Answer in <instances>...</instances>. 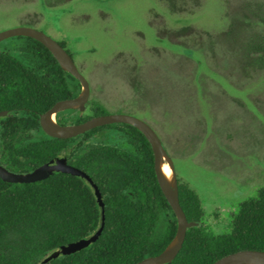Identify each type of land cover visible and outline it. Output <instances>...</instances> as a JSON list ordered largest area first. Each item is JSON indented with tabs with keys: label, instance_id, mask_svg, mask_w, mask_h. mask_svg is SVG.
<instances>
[{
	"label": "rangeland",
	"instance_id": "1",
	"mask_svg": "<svg viewBox=\"0 0 264 264\" xmlns=\"http://www.w3.org/2000/svg\"><path fill=\"white\" fill-rule=\"evenodd\" d=\"M16 28L64 43L89 84L86 107L148 124L208 230L229 232L264 187V69L247 52L264 44V0H0V33Z\"/></svg>",
	"mask_w": 264,
	"mask_h": 264
},
{
	"label": "trees",
	"instance_id": "2",
	"mask_svg": "<svg viewBox=\"0 0 264 264\" xmlns=\"http://www.w3.org/2000/svg\"><path fill=\"white\" fill-rule=\"evenodd\" d=\"M14 39L19 54L0 51V112H7L0 118L1 165L23 173L70 151L69 164L90 176L104 204V227L96 242L46 264H135L158 255L177 225L157 183L149 143L124 124L115 126L121 127L126 149L97 142L98 129L72 141L45 135L38 117L57 101L76 96L80 86L42 44ZM247 52L253 55L250 63L264 69L263 42L252 43ZM106 113L90 101L76 123ZM178 200L187 221L199 225L187 229L171 264H213L237 251H264V187L239 204L229 232L218 235L203 223L196 191L180 179ZM100 214L92 188L79 177L53 173L28 184L0 179V264H38L59 247L94 234Z\"/></svg>",
	"mask_w": 264,
	"mask_h": 264
},
{
	"label": "water",
	"instance_id": "3",
	"mask_svg": "<svg viewBox=\"0 0 264 264\" xmlns=\"http://www.w3.org/2000/svg\"><path fill=\"white\" fill-rule=\"evenodd\" d=\"M15 37L31 38L42 44L52 54L59 67L73 77L80 86L79 93L75 98L57 101L50 109L38 117L40 128L45 135L56 139H70L97 127L122 123L137 129L147 140L153 153V165L157 183L175 216L177 228L172 240L158 255L144 258L135 264H171L183 245L187 229L196 227L199 224L188 222L180 207L178 200V178L174 163L156 133L142 120L123 114L95 116L79 124L59 125L55 120V116L58 113L66 110L84 111L86 109L90 96L89 84L80 74L74 60L67 51L48 35L29 28H16L1 32L0 42ZM6 115L7 112H0V118ZM163 166H167L170 170L169 178L164 175ZM53 173L72 175L88 183L101 210L100 225L90 237L59 247L42 258L38 264H46L59 256H68L85 249L90 244L96 242L104 227V204L97 185L85 172L68 165L65 157H54L32 171L23 173L10 171L0 163V179L3 182L11 184L34 183L47 178ZM213 264H264V251H237L216 260Z\"/></svg>",
	"mask_w": 264,
	"mask_h": 264
},
{
	"label": "flooded vegetation",
	"instance_id": "4",
	"mask_svg": "<svg viewBox=\"0 0 264 264\" xmlns=\"http://www.w3.org/2000/svg\"><path fill=\"white\" fill-rule=\"evenodd\" d=\"M10 40H15L14 38H10ZM15 46V43L11 44L10 47H13L14 48ZM9 48L6 47L5 50H7L8 52L10 51ZM78 95V94H77ZM76 95V96H77ZM76 96L72 97V98H75ZM71 99V98H69ZM105 108V107H104ZM88 109V107H86V109L84 111H80V110H66V111H62L60 113H58L56 116H55V119H56V122L59 124V125H74V124H79V123H82V122H79V123H76V119L79 118L80 116H82L86 110ZM140 109H143L142 107ZM106 112H107V108H105ZM104 115H109L108 112ZM123 115H126V114H123ZM73 117L72 120L69 119V117ZM101 116V115H100ZM122 123H118V124H111V125H105V126H101V127H97V128H94V129H98L96 131V134H95V137H96V141L99 142V143H105L106 145H111V146H114V147H117L116 145L112 144V138H113V135L114 134H119L125 141L121 142L120 144V147H117V148H127L128 145H127V142H126V139L123 137V135L119 132L120 130V126H115V125H121ZM125 125V124H124ZM128 126V125H127ZM131 127V126H130ZM93 130V129H92ZM99 133H105L107 136L105 138V140H99L97 139V135ZM80 136V135H79ZM77 136V137H79ZM77 137H74V138H70V139H64V140H74L75 138ZM79 143V141L76 142V144H73L72 143V147H74V145H77ZM130 149V148H129ZM69 152L70 151H64L62 153H60V155L58 157H65L67 159V163L68 165L72 166L71 164H69ZM74 167V166H73ZM76 168V167H75ZM35 169V168H34ZM78 169V168H77ZM33 170V169H32ZM30 170V171H32ZM30 171H26V172H30ZM15 172V171H13ZM21 173V172H19Z\"/></svg>",
	"mask_w": 264,
	"mask_h": 264
},
{
	"label": "bare ground",
	"instance_id": "5",
	"mask_svg": "<svg viewBox=\"0 0 264 264\" xmlns=\"http://www.w3.org/2000/svg\"><path fill=\"white\" fill-rule=\"evenodd\" d=\"M162 170H163L164 175L169 178L170 177V170L168 169V167L163 166Z\"/></svg>",
	"mask_w": 264,
	"mask_h": 264
}]
</instances>
